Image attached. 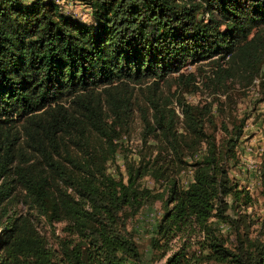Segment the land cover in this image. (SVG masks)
Listing matches in <instances>:
<instances>
[{"label": "trees", "instance_id": "1", "mask_svg": "<svg viewBox=\"0 0 264 264\" xmlns=\"http://www.w3.org/2000/svg\"><path fill=\"white\" fill-rule=\"evenodd\" d=\"M61 2L85 6L93 24ZM204 61L219 93L264 72V0H0V264H144L127 221L155 199L152 245L179 232L199 243L163 264H264L252 196L226 165L244 118L230 129L222 120L217 143L210 102L165 93L171 78L193 84L183 68ZM135 117L142 147L114 175L108 162ZM146 175L164 188L142 186Z\"/></svg>", "mask_w": 264, "mask_h": 264}, {"label": "rangeland", "instance_id": "2", "mask_svg": "<svg viewBox=\"0 0 264 264\" xmlns=\"http://www.w3.org/2000/svg\"><path fill=\"white\" fill-rule=\"evenodd\" d=\"M67 12L80 22L93 24L92 16L89 9L78 3L61 2ZM200 67L198 68L197 66ZM184 72L192 71L196 74V81L187 86H178L171 78L166 84L171 83L170 89L164 86L165 93L179 94L186 101L193 104H204L210 102L212 104V112L215 116V123H206V128L213 132L216 142H220L226 135L222 129V120L231 128L233 121L238 122L244 118L243 134L240 137L236 148L235 158L227 161V169L229 176L239 183V186L245 187L252 196V204L245 208L255 218V223L251 227V236H258L264 239V83L260 79H264V72L261 71L252 84L243 87L239 84H230L228 91L225 93L214 92L211 86H207L204 82L205 75L210 72V66L204 61L198 64H189L183 68ZM174 99V96L171 95ZM176 109V102L173 101ZM141 122L138 117L133 120L129 132L122 135V147L117 151L115 158L108 162L107 170L114 175L118 171L124 169V155L127 157L137 158L138 151L142 147L141 140ZM154 139L150 137L149 142ZM191 160V159H189ZM191 176V167L183 168L178 177L182 185H185ZM142 186H147L155 191L164 188L161 181L155 180L152 176L146 175L141 178ZM16 209L22 208L20 202L15 204ZM163 211V204L160 199H155L152 203H146L132 215L127 221V227L132 232L133 240L137 245L144 264H163L167 255L176 249L182 248L183 244L187 254L197 251L199 243L195 238H186L184 232H179L172 237L167 244L161 240V245L153 246L150 237L153 233L155 220L159 218ZM40 230L48 238V244L56 248V243L50 233L51 226L45 222L38 224ZM56 232H61L63 222L54 223ZM221 228L229 237V244L232 245L233 235L230 229L221 223ZM164 247H167L165 249ZM188 264H219L215 261H195L191 260Z\"/></svg>", "mask_w": 264, "mask_h": 264}, {"label": "built area", "instance_id": "3", "mask_svg": "<svg viewBox=\"0 0 264 264\" xmlns=\"http://www.w3.org/2000/svg\"><path fill=\"white\" fill-rule=\"evenodd\" d=\"M191 172H192V169H191ZM187 183V182H186Z\"/></svg>", "mask_w": 264, "mask_h": 264}]
</instances>
